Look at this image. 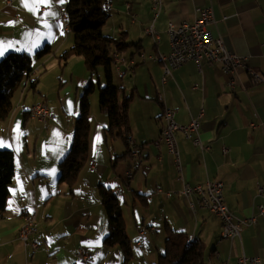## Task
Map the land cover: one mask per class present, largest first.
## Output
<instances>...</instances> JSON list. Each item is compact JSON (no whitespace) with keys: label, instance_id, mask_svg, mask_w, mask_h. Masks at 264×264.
I'll return each instance as SVG.
<instances>
[{"label":"crops","instance_id":"0c3cea01","mask_svg":"<svg viewBox=\"0 0 264 264\" xmlns=\"http://www.w3.org/2000/svg\"><path fill=\"white\" fill-rule=\"evenodd\" d=\"M67 1L0 0V59L9 52L33 58L45 45L51 51L33 63L29 81L37 79L35 89L29 90V81L21 85L11 112L0 121V149L14 156L0 216V264H83L80 249L89 253L90 264H122L119 249L104 243L107 223L99 186L110 190L121 207L131 250L128 264H155L169 231L194 237L203 264H236L243 254L264 264V215L258 213L259 207L264 210V0H161L154 21L152 0H112L106 36L132 44L120 53L127 63L118 71L112 66L113 85L131 97L130 140L127 145L117 139L108 142L107 118L91 95L87 161L70 187L59 182L58 166L71 145L81 91L95 77L80 57H70L59 70L56 57L73 43L58 20V7ZM203 9L212 13V35L221 37L225 48L262 81L242 71L240 83L230 88L219 64H202L199 70L188 62L171 69L162 82L163 64L153 58L169 54L168 24L192 23ZM151 25L158 43L145 33ZM38 102L50 112L45 127L29 117ZM165 109L175 111L176 123L184 126L203 109L199 135L210 149L202 152L177 133L181 176L190 185L223 183V200L234 218L256 220L239 239H220L221 222L198 207L195 198L190 208L179 196L155 194L157 186L163 192L181 190L171 156L164 145L155 146ZM26 215H34L38 223L36 252L25 253L17 238Z\"/></svg>","mask_w":264,"mask_h":264},{"label":"trees","instance_id":"16d2710c","mask_svg":"<svg viewBox=\"0 0 264 264\" xmlns=\"http://www.w3.org/2000/svg\"><path fill=\"white\" fill-rule=\"evenodd\" d=\"M110 10L102 8V0H68L65 6L66 23L72 34V46L62 53L58 60L65 62L70 57H80L85 69L97 78L101 71L104 86L97 84L99 110L107 118L105 135L108 142L115 139L127 145L130 140L128 109L131 97L123 94L112 81L111 52L124 53L132 44L120 38L104 35L103 26ZM137 48V44L134 45ZM51 53L45 45L35 52L34 57L9 52L0 59V121L5 120L12 110V101L19 87L29 81L35 60H41ZM29 90H34L37 79L29 81ZM96 90L89 82L78 100V115L74 119L71 145L65 157L59 162V182L68 187L77 180L88 154L90 96ZM14 175V156L8 149H0V216L5 211L9 186ZM99 198L104 207L107 235L105 245L116 246L122 254V264L131 259L130 242L126 235L121 207L110 190L99 186ZM188 237L180 232L169 231L164 242L163 253L155 264H203V253L197 241L187 242Z\"/></svg>","mask_w":264,"mask_h":264},{"label":"built area","instance_id":"2783aa9c","mask_svg":"<svg viewBox=\"0 0 264 264\" xmlns=\"http://www.w3.org/2000/svg\"><path fill=\"white\" fill-rule=\"evenodd\" d=\"M107 6H112V0H109ZM126 9H129V4L125 3ZM161 8V0H152L153 21L157 18ZM58 20L64 23L65 31L68 32V25L66 23L65 7L59 6ZM224 19V18H223ZM214 23L210 9L199 10L197 18L192 22H181L178 24L169 23L167 27V35L169 39V54L164 58L170 59V70H163L162 82H165L166 77L170 74L171 69L178 68L188 62H195L200 70L202 64L211 66L219 64L221 72L227 77V86L234 88L239 81V73L242 71L249 72V75L255 82L262 81V76L256 72L250 71L245 62H243L236 54L231 53L225 48L221 37H214L209 30V26ZM146 35L153 39H159L158 34L153 30L151 25L145 31ZM115 57L119 65H125L126 59H122L120 54L115 52ZM144 58V55L142 57ZM156 62V57L153 58ZM133 68L131 62L127 69L130 71ZM196 88V86H194ZM35 111L38 113V123L46 126L47 119L50 117V112L44 102H38L33 105ZM204 111L200 110L198 115L193 118L186 126L179 125L175 120V111L165 109L162 115V129L161 138L156 142L155 146L160 148L164 145L166 152L173 160V166L177 171L178 179L181 182V190L178 192H163L160 186L155 189L156 195H164L170 198L172 195L181 197L184 201H189V207L193 208L191 203L192 197L195 198V204L199 207L198 196L199 189H206V198L208 200V207L212 215L221 222V231L219 238L233 241L239 239L241 234L250 225L255 223V218L236 219L225 205L223 200V183L220 181H207L204 185H190L184 182L181 176V161L179 152L176 147L175 135L181 133L185 139L189 140L191 144L200 151H208L210 148L202 144L199 129L203 118ZM255 128V125H251ZM132 154V153H131ZM129 176V174H127ZM258 213L264 215V210L259 207ZM38 231V223L34 215H26L22 226L20 227L17 238L22 243L25 253L27 251L36 252L39 248L36 234ZM143 236V233H140ZM194 238V237H192ZM138 245H141L140 243ZM78 258L83 264H90L89 253L80 249L78 251ZM236 264H261L258 257L240 256Z\"/></svg>","mask_w":264,"mask_h":264},{"label":"bare ground","instance_id":"6f19581e","mask_svg":"<svg viewBox=\"0 0 264 264\" xmlns=\"http://www.w3.org/2000/svg\"><path fill=\"white\" fill-rule=\"evenodd\" d=\"M109 3V0H102V8L104 10H111L112 6H107ZM68 31H69V27H68ZM155 43L159 42V39H154ZM120 57H122V59H125L122 55H120ZM143 54L140 55V58L142 61H144L145 59H142ZM156 57V62L157 63H161L163 64V70H170V59L169 58H164V55H157ZM110 59L112 62V66L115 67V69L118 71V62L117 59L115 57V52H111L110 54ZM162 99L159 98V101H161ZM29 117L33 120H35L36 122H38V113L35 111V108L32 106L31 109L29 110ZM128 178H131V175H127ZM116 194H118V191H116ZM151 200V199H148ZM198 204L199 207L206 210V208L208 207V200L206 198V189H199V196H198ZM208 212H210L209 210H207ZM196 240L194 238L188 237L187 242L188 243H194ZM220 264H228V263H220Z\"/></svg>","mask_w":264,"mask_h":264},{"label":"rangeland","instance_id":"374dc122","mask_svg":"<svg viewBox=\"0 0 264 264\" xmlns=\"http://www.w3.org/2000/svg\"><path fill=\"white\" fill-rule=\"evenodd\" d=\"M125 5V4H124ZM126 8V6H125ZM128 10V9H127ZM126 11V10H125ZM127 12V11H126ZM108 24V25H107ZM109 21L103 26L102 28V32L104 33V35H107V29L109 28ZM38 51V50H37ZM35 54V53H34ZM57 58V57H56ZM57 63H58V67H59V70H62L63 69V62H61L60 60L56 59ZM100 72V71H99ZM100 76H101V83H100V86L103 87L104 86V79H103V74L102 72H100ZM94 80V83H95V87H96V90H95V93L92 94L95 96V98L97 99V78H93ZM81 94H82V91H81ZM91 100V98H89ZM130 128V127H129ZM131 134V132H130ZM130 138V137H129ZM119 139L116 140V142L118 143ZM119 144V143H118Z\"/></svg>","mask_w":264,"mask_h":264},{"label":"snow or ice","instance_id":"6c2138e0","mask_svg":"<svg viewBox=\"0 0 264 264\" xmlns=\"http://www.w3.org/2000/svg\"><path fill=\"white\" fill-rule=\"evenodd\" d=\"M60 2H63V0H60ZM0 54H2V53H0ZM3 145L2 144H0V147H2Z\"/></svg>","mask_w":264,"mask_h":264}]
</instances>
